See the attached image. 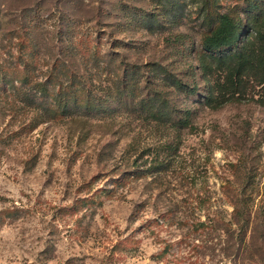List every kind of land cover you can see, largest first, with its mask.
<instances>
[{
    "label": "rangeland",
    "instance_id": "1",
    "mask_svg": "<svg viewBox=\"0 0 264 264\" xmlns=\"http://www.w3.org/2000/svg\"><path fill=\"white\" fill-rule=\"evenodd\" d=\"M198 1L0 0V264H264L256 246L264 237L261 89L217 108L202 104L194 57L200 33L213 24L198 16ZM217 7L249 12L246 0ZM148 11L158 28L141 25ZM29 21L40 47L38 78L61 65L104 106L65 115L50 110L53 96L23 102L28 86L9 70ZM80 36L94 38L86 56L68 50ZM167 72L199 83L192 93L172 92L191 108L190 126L166 128L124 109L130 98L117 91L120 80L146 90ZM165 141L178 145L165 168L114 183L145 147ZM243 195L251 212L241 242L233 202Z\"/></svg>",
    "mask_w": 264,
    "mask_h": 264
},
{
    "label": "trees",
    "instance_id": "2",
    "mask_svg": "<svg viewBox=\"0 0 264 264\" xmlns=\"http://www.w3.org/2000/svg\"><path fill=\"white\" fill-rule=\"evenodd\" d=\"M246 1L249 5V12L245 17L229 11H220L217 7L218 0H200L197 3L198 16L203 21H210L213 24L208 26V30H203L200 33V41L194 57L197 62L196 68L204 82L202 104L205 106L217 108L227 101L241 100L249 95L253 96L252 92L257 86L261 89L260 100L264 103V0ZM173 5L174 1L171 3L172 7ZM175 7L174 5L173 8ZM100 11L98 10L99 15ZM140 16L143 17L141 25L148 29H156L161 25L153 11L140 14ZM24 30L29 32L20 35V38L18 36L17 49L20 50V53L17 55V61L9 70L14 76L13 81H20L25 88L28 86L30 93L24 92V101L22 100L24 103L36 106L41 102L37 103L34 95L38 94L39 97L45 98L53 96L55 99L50 110L65 115L73 114L72 108H83L77 113L88 115L92 108L104 106V99L95 98L92 94L95 89L86 86L84 82L77 83L75 78H72L74 74L67 75V69L62 68L61 65L54 64L47 75V79H39L35 71L39 65L40 47L34 40L32 21L25 25ZM78 40L76 44H71L68 50L78 48L81 55L86 56V52L90 50L89 43L94 38L80 36ZM94 46L97 47L95 44ZM92 53L98 54V51L89 52L88 56H92ZM132 73L134 74L135 71ZM162 74L163 77H161L158 87L148 86L146 90L137 91L132 79L130 81L120 80L122 88L117 91L123 92L125 89V95L130 98L129 105L124 109H128L129 113L133 112L163 127L166 126V128L170 126L179 129L190 126L191 108L176 104L172 92L178 88H186L188 93H192L198 88V81L193 79L184 82L173 72ZM63 75L68 78L71 77L70 80L65 81V83L56 82ZM56 84L58 85L57 88H55ZM54 90L57 93L55 95H53ZM17 91L21 92L18 86ZM125 95L124 98L126 99ZM95 99L98 103L93 105ZM161 144L160 149L155 151L149 146L145 147L146 149L133 158V168L123 170L113 180L114 183L123 185L131 179L146 175L148 172L165 168L178 145L168 141ZM144 154L147 156L138 162ZM102 190L105 194L110 195L114 189L103 187ZM245 197L243 195L233 202L234 218L236 215V218L241 220L238 222L244 235L239 238L241 242L245 240L246 230L250 226L249 215L251 211ZM3 211L4 209H0V215ZM12 216L15 217L16 214ZM2 220L0 217V221ZM256 246L264 254V237L262 235L256 239Z\"/></svg>",
    "mask_w": 264,
    "mask_h": 264
}]
</instances>
